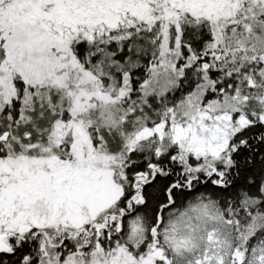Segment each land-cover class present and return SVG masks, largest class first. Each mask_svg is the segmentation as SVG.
Masks as SVG:
<instances>
[{
    "label": "trees",
    "instance_id": "obj_1",
    "mask_svg": "<svg viewBox=\"0 0 264 264\" xmlns=\"http://www.w3.org/2000/svg\"><path fill=\"white\" fill-rule=\"evenodd\" d=\"M170 28L162 32L161 26L120 27L108 37H98L91 44L82 39L75 46L81 61L98 63L99 75L127 73L133 102L131 112L124 111L122 125L96 119L89 130L93 141L105 142L102 149L112 159L120 160L118 156L125 152L119 182L123 196L114 206V217L103 220L99 229L87 225L79 237L65 238L54 251L58 260L74 255L77 245L93 237V250L124 247L140 258L156 246L167 263L157 258L154 264H193L209 245L207 236L214 226L228 247L220 264H255L264 256V0H241L229 12L192 17ZM163 54L173 64L160 63ZM154 75L166 79L151 86L148 79ZM203 86L204 103L227 98L234 104L229 109L232 120L237 124L244 119L232 134L229 149L212 163L214 172L194 171V159L188 158L192 166L182 163L171 145L162 154L155 146L145 147L148 151L129 150L126 141L135 118L143 117L150 126L167 121L171 111L180 112ZM22 94L21 90L17 95ZM58 95L52 89L53 103L34 102L32 110L19 100L12 102V114L0 116L4 128L0 129V156L15 154L12 146L21 153L26 146L51 141L57 121L64 116L49 106L57 104ZM136 223L139 231L134 229ZM24 236L12 254L0 253V264H41L40 237Z\"/></svg>",
    "mask_w": 264,
    "mask_h": 264
},
{
    "label": "rangeland",
    "instance_id": "obj_2",
    "mask_svg": "<svg viewBox=\"0 0 264 264\" xmlns=\"http://www.w3.org/2000/svg\"><path fill=\"white\" fill-rule=\"evenodd\" d=\"M240 1L0 0V116L12 114L15 100L29 110L34 109V102L53 103L52 89L59 91V98L49 106L53 113L64 115L51 141L26 146L21 153L12 146L15 154L0 156V235L8 236L4 243L11 250L28 234V239L40 237L41 264H154L157 258L167 263L163 250L156 246L135 258L124 247L93 250V237L77 245V253L64 261L54 254L65 238L79 237L87 225L99 229L103 220L114 217V206L123 196L119 182L125 152L118 156L120 160L112 159L102 149L105 142L93 141L89 130L96 119L122 125L124 111L129 114L133 102L127 73L99 75L98 63L81 61L75 46L82 39L91 44L98 37H108L120 27L161 26L162 32H169L181 20L229 12ZM164 54L160 63L173 64ZM159 66L160 71L163 67ZM165 79L154 75L148 81L152 86ZM205 89L192 94L180 112L171 111L167 121L150 126L143 117L135 118L126 141L129 150L148 151L144 148L155 146L156 153L162 154L171 145L182 163L190 165L188 158L194 159L190 165L194 171L214 172L212 163L229 149L232 134L244 119L237 124L232 120L229 109L234 104L227 98L204 103ZM134 229L139 231L140 224ZM207 237L209 245L193 264H220L228 251L217 227ZM255 264H264V256Z\"/></svg>",
    "mask_w": 264,
    "mask_h": 264
},
{
    "label": "water",
    "instance_id": "obj_3",
    "mask_svg": "<svg viewBox=\"0 0 264 264\" xmlns=\"http://www.w3.org/2000/svg\"><path fill=\"white\" fill-rule=\"evenodd\" d=\"M5 235H0V253H3L7 247V245L4 243Z\"/></svg>",
    "mask_w": 264,
    "mask_h": 264
},
{
    "label": "flooded vegetation",
    "instance_id": "obj_4",
    "mask_svg": "<svg viewBox=\"0 0 264 264\" xmlns=\"http://www.w3.org/2000/svg\"><path fill=\"white\" fill-rule=\"evenodd\" d=\"M5 237H6V239H5V241H6V240L8 239V236L5 235ZM6 245H7V244H6ZM3 253L12 254V250H11V248L7 245V247H6V249H5V251H4Z\"/></svg>",
    "mask_w": 264,
    "mask_h": 264
}]
</instances>
